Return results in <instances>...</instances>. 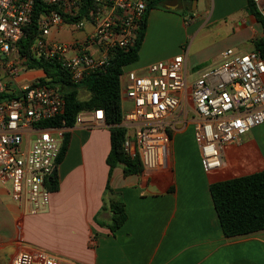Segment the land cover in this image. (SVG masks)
<instances>
[{
  "label": "crops",
  "instance_id": "obj_1",
  "mask_svg": "<svg viewBox=\"0 0 264 264\" xmlns=\"http://www.w3.org/2000/svg\"><path fill=\"white\" fill-rule=\"evenodd\" d=\"M167 1V9L150 11L139 61L124 72L145 75L151 64L187 51V67H210L214 55L194 60L185 48L188 37L193 40L201 33H227L229 43L218 53L221 59L228 49L255 51L253 42L263 36V24L247 10L248 0H212L209 16L189 13L198 10L200 0L194 10L185 7L193 1ZM87 25L79 32L64 27L55 34L65 29L79 33L80 38L62 41L71 43L93 32L94 23ZM21 86L15 84V89ZM126 102L122 92V104ZM195 120L190 104L170 118L175 125L168 157L171 170L125 176L118 167L110 179L109 126L85 123L67 129L71 139L58 166L59 190L52 193L45 213L27 214L0 181V264H12L19 253L30 250L53 254L60 264H264V231L227 238L210 193L215 182L264 171V150L252 148L258 147L254 140L241 139L224 149L222 169L210 173L194 139ZM108 184L123 199L128 215L114 234L100 225H109L112 218L110 210H102Z\"/></svg>",
  "mask_w": 264,
  "mask_h": 264
},
{
  "label": "built area",
  "instance_id": "obj_2",
  "mask_svg": "<svg viewBox=\"0 0 264 264\" xmlns=\"http://www.w3.org/2000/svg\"><path fill=\"white\" fill-rule=\"evenodd\" d=\"M264 21V0H252ZM41 2L38 36L31 54L57 61L69 71L74 84L105 69L116 49L133 47L147 13L148 0H0V93L6 91L3 69L11 79L20 67L28 69L19 44L33 24L35 6ZM80 15L87 16L78 19ZM65 17L73 19L69 22ZM88 22L94 30L71 43L51 39L53 31L68 27L82 31ZM16 56L3 62L1 56ZM188 51L169 61L149 66L145 75L135 71L120 77L126 99L122 104V127L126 130L124 151L139 157L143 173L167 169L171 131L170 118L190 104L195 113L194 139L200 148L205 169L214 173L223 167V152L254 129L264 126V58L259 52L238 53L228 49L222 62L199 71L189 82ZM18 99L0 103V181L9 186L12 200L29 215L45 213L51 203L49 178L58 169V160L67 128L41 127L65 112V100L57 90L24 84ZM105 123L104 112H82L76 124ZM12 264H60V259L42 250L19 253Z\"/></svg>",
  "mask_w": 264,
  "mask_h": 264
},
{
  "label": "trees",
  "instance_id": "obj_3",
  "mask_svg": "<svg viewBox=\"0 0 264 264\" xmlns=\"http://www.w3.org/2000/svg\"><path fill=\"white\" fill-rule=\"evenodd\" d=\"M167 0H148L147 13L137 32L135 43L129 50L116 49L113 51L109 65L101 71L87 76L81 84H74L69 71L64 69L57 61H46L36 58L31 54V46L38 36L40 14L45 11V6L39 2L35 6L34 19L28 35L19 44V54L26 57V65L30 70H40L44 77L39 80L40 85L57 90L66 103L64 114L55 119L44 121L39 126L64 125L67 129L76 125L77 117L82 112L93 113L103 111L105 123L109 126L111 134V150L107 157L109 166V179L116 168L122 167L125 176L141 175L143 166L139 157L132 158L124 151L126 130L122 127V89L120 77L124 69L139 61L140 51L146 36L148 16L152 9L163 7L167 9ZM194 1V0H183ZM88 8L93 6L92 0H85ZM247 10L256 20L263 24V36L253 42L254 50L264 58V21L257 11L252 0H248ZM80 15L77 18H86ZM67 22L73 20L65 17ZM89 93L87 99L80 98V92ZM19 92L7 89L0 93V103L18 99ZM71 134L66 132L61 148L58 165L62 163L69 149ZM48 189L52 192L59 190L58 169L49 178ZM210 193L218 215L220 225L227 238L248 235L264 231V171L234 178L227 181L215 182L210 185ZM102 210L112 213L107 227L113 234L116 233L127 221L123 199L107 185L104 194ZM97 220V219H96Z\"/></svg>",
  "mask_w": 264,
  "mask_h": 264
},
{
  "label": "rangeland",
  "instance_id": "obj_4",
  "mask_svg": "<svg viewBox=\"0 0 264 264\" xmlns=\"http://www.w3.org/2000/svg\"><path fill=\"white\" fill-rule=\"evenodd\" d=\"M213 8V1L212 0H200L199 3V7L197 11H189V13L192 14H197V13H201V12H206L209 16L210 12ZM89 27V25H87V28ZM207 31V30H206ZM56 32L53 31L52 32V36H54V39H56V41L62 42V41H67L70 40L71 38H80L79 33H74V34H69L68 30L65 29L62 33L60 34H55ZM206 33V32H205ZM227 33H222L221 36H216L213 34H209L207 37H205L203 35V33H201L200 35H196L195 38L193 40H191V37H188L185 40V48L189 50V55L191 58H193L194 60L197 59H203L206 56L209 55H214L216 61H212V59H210L207 64V66L210 67H204L206 65H200L195 67V69H192V67H188L190 76H189V82H193L194 80H196V78L199 76V71L201 70H205V69H209V68H213V65L216 63L221 62V56L218 55V53L221 52V50L223 49V47L228 45V40L225 39ZM3 62H8V61H15L16 56L15 54L12 55V57L7 58L5 56H1ZM43 76V72L40 70H30V69H23V66L20 67V71H19V77H16L15 80L11 79L10 76L8 75V71L6 69H3V80H4V84H5V89H9L12 92H19V90L17 91L15 89V84H20L22 83V85L24 84H30V82L33 81H37L39 80L38 78H41ZM89 97V93L86 90H82L80 92V98L82 100L87 99ZM264 133V126L258 127L255 130L251 131L250 134L244 136L242 138L243 143L247 142L248 139L254 140V142H256L258 144V147L256 146H252V148L256 149L257 148L260 150V152H263V148L264 146L262 144H264V139L262 138V134ZM172 137L170 138V151H171V146H172ZM171 154V153H170ZM167 167H169V170H171L170 165L168 164Z\"/></svg>",
  "mask_w": 264,
  "mask_h": 264
},
{
  "label": "water",
  "instance_id": "obj_5",
  "mask_svg": "<svg viewBox=\"0 0 264 264\" xmlns=\"http://www.w3.org/2000/svg\"><path fill=\"white\" fill-rule=\"evenodd\" d=\"M187 1H184V3H186ZM196 6H197V0H194L192 3H188V5L185 7L188 8V9H196Z\"/></svg>",
  "mask_w": 264,
  "mask_h": 264
}]
</instances>
